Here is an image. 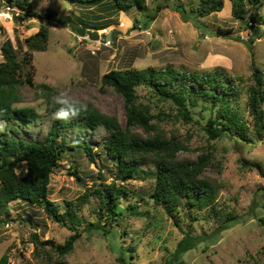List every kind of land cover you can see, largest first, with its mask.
Returning <instances> with one entry per match:
<instances>
[{
  "label": "rangeland",
  "instance_id": "rangeland-1",
  "mask_svg": "<svg viewBox=\"0 0 264 264\" xmlns=\"http://www.w3.org/2000/svg\"><path fill=\"white\" fill-rule=\"evenodd\" d=\"M177 1L190 9L199 27L182 19L175 8ZM198 2L146 0L144 9L133 6L124 11L118 9L113 0H30V10L21 11L6 0H0V44L9 37L15 47L22 45L19 50L22 54L26 49L24 38L37 31L40 24H45L48 28L47 47L32 51L34 83H46L56 94L66 92L69 97L90 102L102 111H116L122 123L125 122V107L121 93L112 86L100 88L99 79L105 71L132 66L164 67L167 64L190 70L221 66L239 89L233 99V108L251 127L252 117L246 98L252 81V67L259 66L264 73V0H258L256 4L247 1L253 18L235 17L231 11V0H224L220 10L199 15ZM47 10L52 15H47ZM250 20L257 24L256 33L249 24ZM83 21L89 26L104 27L82 26L85 31L80 34L76 27H81ZM75 24L78 25L74 28ZM94 30L99 33L97 37L90 35ZM106 32L110 33L109 38L105 37ZM137 91L140 99L150 98L143 85L137 86ZM21 95L22 100L16 105L35 107L40 114L38 121L18 123L17 120L0 118V134L41 139L52 118L47 89L24 83ZM151 101L153 111L162 108L174 115L176 108L170 101L157 102L153 97ZM190 110L195 120L185 121L172 116L160 122L184 143V148L177 151L179 156L196 158L205 148L215 153V164L205 167L202 173L220 185L219 206L243 212L254 197L259 193L262 195L255 207V216H242L223 229L216 240L209 243L201 241L187 250L182 255L185 264L264 262V223L258 220V216H264V174L257 166H244L240 160L243 157L261 161L264 170V136L261 139L253 137L252 140L229 134L208 138L202 125L213 110L200 104L190 106ZM12 125H17V128L11 130ZM62 131L68 143L90 142L94 158L87 157L80 145L67 147L59 165L51 173L48 185L50 198L62 205L65 199L76 198L100 181L113 180L129 190L118 204L123 216L113 223V231L82 230L73 249L64 257L67 264H121L117 259L120 250L134 264H159L164 252L173 249L181 237V228L209 231L216 224L212 218L206 219L203 215L192 221L182 215L183 211H180L178 221L170 217L150 196L154 186L151 173L141 170L134 177L118 178L115 164L102 146L107 135L103 127L91 130L75 126ZM140 167L148 170L153 164L143 162ZM25 169L23 161L16 168L19 174ZM129 202L136 203L141 214L131 213ZM98 204V196L90 194L78 211L83 223L97 219ZM32 231H36L40 239L51 238L56 242H62L71 232L52 220L41 207L26 200H10L8 212L0 208V256L5 252L8 264H50L44 253L36 249Z\"/></svg>",
  "mask_w": 264,
  "mask_h": 264
},
{
  "label": "trees",
  "instance_id": "trees-1",
  "mask_svg": "<svg viewBox=\"0 0 264 264\" xmlns=\"http://www.w3.org/2000/svg\"><path fill=\"white\" fill-rule=\"evenodd\" d=\"M20 10H30V0H6ZM79 2L92 0H77ZM118 9L128 10L136 6L146 7V0H113ZM247 1L257 3L258 0H231L232 14L238 18L252 15L248 11ZM224 0H199L197 11L205 15L223 7ZM175 8L183 20L192 21L197 27L196 17L181 3L176 2ZM20 11V12H21ZM47 15H52L47 10ZM63 15H61L62 20ZM254 20V19H252ZM255 21V20H254ZM81 23V27L102 28L103 25L89 26ZM254 33L257 24L250 20ZM78 25V24H77ZM76 24L73 26H77ZM224 30V29H222ZM25 51L19 53L22 45L15 47L9 37L0 44V118L24 121H38L40 114L31 105H16L22 100L21 85L28 83L43 86L47 89V98L52 113L55 105L51 98L56 95L53 88L46 83H34L33 66L31 63L33 50H44L48 42V28L40 24L37 31L26 36L23 40ZM100 88L112 86L119 91L124 100L125 122L122 123L116 111L105 112L98 106L81 101L87 110L70 121H57L51 118L47 132L41 139H26L13 134H0V208L8 212V204L12 199H23L41 207L54 221L68 228L71 232L62 242L51 238L40 239L36 231L31 232L36 249L42 251L50 264H67L64 259L75 244L82 230L92 228L104 233L113 231V223L122 216L118 206L121 197L128 193V188L118 185L115 181H100L93 188H87L84 193L74 199H65L62 205L48 196L51 173L59 165L63 151L69 147L80 145L87 157L93 160L94 152L88 141H73L68 143L63 129L75 126L96 130L103 127L107 135L102 140L106 155L116 168L118 178L129 175L134 177L139 171L154 175V186L150 192L155 204L164 208L170 217L178 221L187 216L192 221L203 215L212 218L215 225L209 231L196 232L191 227L181 228L182 235L173 249H167L159 264H185L182 257L187 250L196 247L201 241L209 243L220 236V232L233 225L240 217L254 215L255 207L259 204L258 196L254 197L246 211L237 212L219 206V184L203 175L208 165H214L215 153L209 148L203 149L196 158L179 156L177 151L184 148L182 140L172 131L167 130L161 120L166 117H181L192 121L190 106L200 104L213 110L202 125L208 138H217L224 134L236 135L244 140L253 137L261 139L264 136V73L254 65L251 71V84L248 87L246 105L252 117V126L233 108L234 96L239 93L236 84L221 66L209 70H190L167 64L164 67L148 65L143 68H111L100 76ZM147 88V100L140 99L137 86ZM155 101H170L175 105L174 115L159 108L152 110L151 98ZM17 128L12 125L10 129ZM143 129V131L139 130ZM241 163L247 167L257 166L264 174L263 165L258 160H248L241 157ZM26 169L22 174L16 170L20 162ZM151 162L153 167L143 170L140 164ZM76 172V170H75ZM77 177H80L75 173ZM99 198L97 219L83 223L78 213L82 205L88 201L89 195ZM131 213L141 214L136 203L129 202ZM204 210V211H203ZM203 211V212H202ZM264 223V216H258ZM117 259L121 264H134L120 250ZM8 255L0 256V264H8ZM252 264H264L254 262Z\"/></svg>",
  "mask_w": 264,
  "mask_h": 264
},
{
  "label": "clouds",
  "instance_id": "clouds-1",
  "mask_svg": "<svg viewBox=\"0 0 264 264\" xmlns=\"http://www.w3.org/2000/svg\"><path fill=\"white\" fill-rule=\"evenodd\" d=\"M55 105L52 118L57 121H70L80 116L81 112L87 110V106L75 98H70L66 92H60L51 98Z\"/></svg>",
  "mask_w": 264,
  "mask_h": 264
},
{
  "label": "water",
  "instance_id": "water-1",
  "mask_svg": "<svg viewBox=\"0 0 264 264\" xmlns=\"http://www.w3.org/2000/svg\"><path fill=\"white\" fill-rule=\"evenodd\" d=\"M76 31L78 32V33H80V34H84V28H82V27H76ZM98 31L97 30H94V31H91L90 32V35L92 36V37H97L98 36ZM105 34V37L106 38H109V36H110V33L109 32H106V33H104Z\"/></svg>",
  "mask_w": 264,
  "mask_h": 264
}]
</instances>
